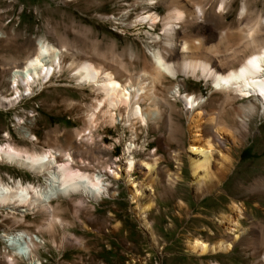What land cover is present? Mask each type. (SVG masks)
<instances>
[{"label": "rangeland", "instance_id": "rangeland-1", "mask_svg": "<svg viewBox=\"0 0 264 264\" xmlns=\"http://www.w3.org/2000/svg\"><path fill=\"white\" fill-rule=\"evenodd\" d=\"M218 1L202 3L206 22L192 30L203 39L199 53L215 50L221 58L223 45L216 32L239 30L241 0H233V7L227 10L228 21L222 19L225 14L218 13ZM249 2L251 10L264 12V0ZM165 3L160 0L150 7L134 4V0H0V101L14 97L9 71L25 59L22 50L12 52L16 36L26 41L30 51L36 49L39 40L56 49L64 46L65 63L77 52L89 55L94 51L113 65H118V57L129 73L148 70L150 39L162 38L161 27L157 24L150 29L134 21L145 12L164 16ZM6 36L11 39L6 40ZM156 47L163 50L161 44ZM168 49L165 58L175 62L177 50ZM49 79L38 82L41 87L32 96L24 93L20 103L0 102V146L9 144L28 153H40L49 147L66 151L74 167L93 175L106 167L122 168L124 147L132 141L139 148L134 159L153 162L154 172L147 177L141 166L133 171L131 177L141 192L136 202L131 201L130 189L122 179L108 177L105 181L114 194L109 199L93 203L71 196L51 201L53 218L43 212L23 218L4 212L0 215V236L3 231L14 230L38 238L43 244L36 247L35 254L41 264L264 263V112L259 111L252 119L247 136L241 134L234 140L222 135V145L209 151L208 168L213 178L200 189L194 185L189 168L193 124L184 105L171 94L175 82L165 76L157 87L164 118L156 126L136 124L132 132L120 124L100 126L87 140L83 136L87 134L83 113L92 104L89 89L79 90L66 72L47 84ZM177 80L184 93L205 99L217 97L209 81L183 75ZM218 109L223 110L221 106ZM201 112L198 122L204 139L209 132L211 107L205 106ZM29 125L36 141L25 139L23 127ZM223 157L229 158V168ZM0 176L4 181L42 184L41 179L4 165H0ZM142 208H148L144 214L148 231L140 220ZM196 238L210 244L229 239L234 244L228 253L197 257L187 249V243ZM8 244L0 240V264H9L10 260L27 264L13 255Z\"/></svg>", "mask_w": 264, "mask_h": 264}, {"label": "bare ground", "instance_id": "bare-ground-1", "mask_svg": "<svg viewBox=\"0 0 264 264\" xmlns=\"http://www.w3.org/2000/svg\"><path fill=\"white\" fill-rule=\"evenodd\" d=\"M158 1L160 0H134V4L143 3L153 7ZM166 1L164 16L145 12L137 15L134 21L136 24L147 25L150 29L157 24L161 27L162 38L150 39L148 53L151 60L148 70L139 74L129 73L118 57L115 59L118 65H113L102 54L94 51L89 55L77 52L75 57L69 58V63H65L64 46L56 49L44 40H39L36 49L30 51L26 41L16 36L17 45L12 52L17 54L22 50L25 59L9 71L14 97L2 98L0 102L4 105L20 103L24 93L32 96L34 90L41 87L38 82H45L50 77L47 82L49 84L53 78H60L66 72L79 90L88 88L93 96L92 104L83 113V124L87 132L83 136L90 140L91 133L100 126L120 124L130 132L136 124L143 128H148L149 124L156 126L164 118V106L158 97L157 87L166 76L175 82L172 83L171 94L184 105L189 113L188 121L193 124L188 146L193 156L189 158V168L194 185L203 189V183L213 178L208 168L209 151L222 145V135L234 140L241 137V134L247 136L252 119L259 111L264 112V12L251 10L249 0H241L237 19L239 30L216 32L218 42L223 45V55L220 58L217 56L220 52L215 50L207 51L211 56L199 53L203 48V39L198 32L192 30L193 27L198 29V24L206 22L203 8L206 0ZM217 5L218 13L225 14L222 19L228 21L227 10L233 7V0H219ZM10 39L6 36V40ZM157 44L162 45V51L157 49ZM168 48L177 50L175 62L165 58L164 51ZM179 75L186 79L209 81L213 87L212 94L217 97L205 99L200 95L184 93L182 84L177 80ZM18 87H21V91H18ZM140 104H145V107ZM205 106L211 107V112L208 118L209 132L202 139L198 118ZM220 106L223 108L221 112L218 109ZM223 117L227 118H224L227 122ZM23 128L25 139L36 141L29 132L30 125ZM138 150L130 141L124 147L125 162L122 168L106 167L99 173L89 175L74 167V160L66 151L49 147L40 153H28L9 144L0 146V165L42 180V184H23L21 181H4L0 176V215L7 212L12 215L20 214L23 218L25 215L43 212L53 218L50 202L71 196H80L89 202L98 203L114 195L109 192L110 183L105 181L108 177L114 181L122 179L130 189L131 201L136 202L141 197V192L131 177L133 171L141 166L147 171V177H150L155 166L150 161L135 160L133 155ZM223 159L229 168V158ZM78 206H81L80 202ZM148 208L139 210L141 223L147 231L149 226L144 214ZM3 232L0 240L9 242L8 246L14 256L27 264H41L35 249L43 244L42 241L20 231ZM233 244L234 241L229 239L210 244L196 238L187 243V249L194 256L206 257L228 253ZM9 264L14 263L10 260Z\"/></svg>", "mask_w": 264, "mask_h": 264}]
</instances>
